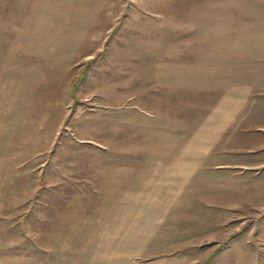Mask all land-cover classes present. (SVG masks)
I'll list each match as a JSON object with an SVG mask.
<instances>
[{
  "label": "rangeland",
  "instance_id": "374dc122",
  "mask_svg": "<svg viewBox=\"0 0 264 264\" xmlns=\"http://www.w3.org/2000/svg\"><path fill=\"white\" fill-rule=\"evenodd\" d=\"M0 264H264V0H0Z\"/></svg>",
  "mask_w": 264,
  "mask_h": 264
},
{
  "label": "crops",
  "instance_id": "0c3cea01",
  "mask_svg": "<svg viewBox=\"0 0 264 264\" xmlns=\"http://www.w3.org/2000/svg\"><path fill=\"white\" fill-rule=\"evenodd\" d=\"M180 169H181V171H180L181 173H180V176H176L177 178L176 177L173 178L169 175H167V176L166 175L155 176L149 181H144L143 184L146 183L147 185L159 186L160 187L159 191H161V192L165 191L164 190L165 186H171V187L173 186V189L178 188V190H179V188H180V191H184L186 189L187 185L189 184V181L193 177L195 170H192L191 167H189V165L187 163L183 164ZM167 171L170 172L171 168L169 167ZM131 178H132V176H131ZM123 182H124V180H123ZM133 182L138 185L140 182L139 176L136 175L134 177ZM119 183H120V178L117 177L116 178V186H118Z\"/></svg>",
  "mask_w": 264,
  "mask_h": 264
}]
</instances>
